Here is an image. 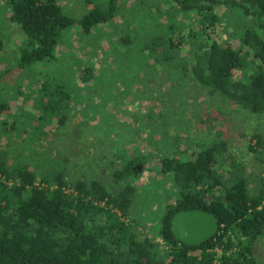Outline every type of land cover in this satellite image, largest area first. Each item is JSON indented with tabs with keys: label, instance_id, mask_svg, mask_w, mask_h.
<instances>
[{
	"label": "trees",
	"instance_id": "16d2710c",
	"mask_svg": "<svg viewBox=\"0 0 264 264\" xmlns=\"http://www.w3.org/2000/svg\"><path fill=\"white\" fill-rule=\"evenodd\" d=\"M128 1L84 0L85 10L73 16L59 0H7L6 19L23 34L17 67L54 63L59 54H68L69 28L86 35L111 27ZM135 1L152 8L148 0ZM154 3L158 6V0ZM160 6L171 16L162 33L140 47L156 72L161 69L159 75L171 79L189 72L199 85L264 114V0H160ZM180 15H188L189 23L181 24ZM123 38L131 42L128 35ZM3 48L0 39V53ZM9 69H0V79ZM57 70L39 81V94L30 102L28 125L40 141L46 135L41 124L59 129L72 111L71 94L56 80ZM93 73V62H87L77 77L90 84ZM6 107L11 109L1 99L0 112ZM16 124L5 119L2 130L17 131L29 143L30 132L16 130ZM252 137L248 148L262 165L264 134ZM228 146L214 140L159 159L156 172L177 195L162 205L154 223L147 211L137 214L135 204L141 195L131 178L147 164L141 154L122 161L109 157L101 174L88 175L85 169L50 166L46 159L41 167L31 166L24 154L0 146V264H257L255 248L264 236V169L250 190L245 165ZM186 208L213 211L219 220L216 234L197 245L177 240L170 219Z\"/></svg>",
	"mask_w": 264,
	"mask_h": 264
},
{
	"label": "rangeland",
	"instance_id": "374dc122",
	"mask_svg": "<svg viewBox=\"0 0 264 264\" xmlns=\"http://www.w3.org/2000/svg\"><path fill=\"white\" fill-rule=\"evenodd\" d=\"M6 2L0 0V39L4 43L0 69L8 66L13 70L9 69L0 79V100L9 102L11 108L6 107L5 114L0 112V146H9L7 149L17 155L24 154L22 158L29 160L31 166L41 167L46 159L50 166L85 169L88 175L101 174L109 157L122 161L141 154L147 164L138 168L131 180L135 179L141 195L136 198L137 214L147 211L150 223L156 222L162 205L177 195V190L156 172L162 156L224 140L233 156L244 163L250 190L258 186V172L264 164L249 150L248 142L254 143V133L264 134V114L243 109L219 92L199 85L189 72L176 73L172 79L159 75L161 69L156 72L141 52L140 47L161 34L162 23L171 16L160 6V0L158 6L154 0H148L153 8L150 10L129 0L106 29L95 28L82 35L79 28L71 27L65 37L67 55L59 54L58 61L52 64L34 63L21 69L16 63L23 34L17 24L6 19ZM59 2L64 12L73 16L85 10L84 0ZM125 9L129 11L124 12ZM186 16H179L181 24L189 23L190 17ZM226 17L231 19L230 14ZM239 22H243L240 17ZM126 35L130 43L124 42ZM87 62L94 64L90 84L77 77L80 67ZM56 67L60 69L56 80L71 94L72 111L59 129L51 130L41 124L46 135L40 141L30 129L34 127L28 125L30 102L38 93L39 81L54 76ZM20 101L23 104L17 105ZM5 119L16 121V130L27 129L29 143L22 141L17 131L13 132L15 135L4 132L1 124ZM255 251L257 264H264V236Z\"/></svg>",
	"mask_w": 264,
	"mask_h": 264
},
{
	"label": "water",
	"instance_id": "95a60500",
	"mask_svg": "<svg viewBox=\"0 0 264 264\" xmlns=\"http://www.w3.org/2000/svg\"><path fill=\"white\" fill-rule=\"evenodd\" d=\"M218 216L202 208L177 210L170 219V229L177 240L197 245L216 234Z\"/></svg>",
	"mask_w": 264,
	"mask_h": 264
}]
</instances>
